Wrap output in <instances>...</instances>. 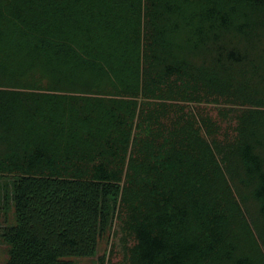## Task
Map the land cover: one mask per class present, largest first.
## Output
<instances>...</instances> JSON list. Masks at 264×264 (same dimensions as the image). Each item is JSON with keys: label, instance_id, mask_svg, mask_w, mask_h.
<instances>
[{"label": "trees", "instance_id": "16d2710c", "mask_svg": "<svg viewBox=\"0 0 264 264\" xmlns=\"http://www.w3.org/2000/svg\"><path fill=\"white\" fill-rule=\"evenodd\" d=\"M0 178L6 264H264V0H0Z\"/></svg>", "mask_w": 264, "mask_h": 264}, {"label": "rangeland", "instance_id": "374dc122", "mask_svg": "<svg viewBox=\"0 0 264 264\" xmlns=\"http://www.w3.org/2000/svg\"><path fill=\"white\" fill-rule=\"evenodd\" d=\"M210 113L215 117L217 110L208 106ZM12 192L11 180L0 178V264H6L8 247L2 240L3 229L14 223V209L11 203L6 204L7 196ZM119 237L111 230L99 243L97 256L92 259H77L78 264H101L99 259L104 258L107 262H119L122 259L123 250Z\"/></svg>", "mask_w": 264, "mask_h": 264}]
</instances>
